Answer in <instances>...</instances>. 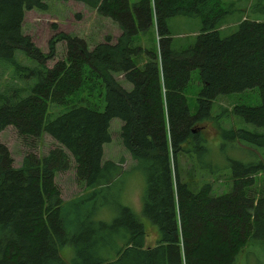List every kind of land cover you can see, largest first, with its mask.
Returning a JSON list of instances; mask_svg holds the SVG:
<instances>
[{
  "label": "trees",
  "instance_id": "trees-1",
  "mask_svg": "<svg viewBox=\"0 0 264 264\" xmlns=\"http://www.w3.org/2000/svg\"><path fill=\"white\" fill-rule=\"evenodd\" d=\"M47 1L0 0V133L12 126L58 145L14 167L0 143V264H236L246 247L264 257V193L253 191L264 174V19L255 16L264 0L228 34L227 0H74L112 20L120 36L90 50L60 33L45 54L23 21L27 11L46 12ZM176 17L201 22L183 45L168 26ZM152 30L155 44L142 46ZM59 40L65 59L49 68ZM194 71L201 87L192 113L186 92ZM248 92L259 105L213 113L217 99ZM112 119L121 121L129 171L145 178L140 216L118 194L100 202L128 171L103 159ZM68 156L85 189L65 202L55 177L70 168ZM221 174L231 188L217 196L209 178ZM148 227L153 247L145 244Z\"/></svg>",
  "mask_w": 264,
  "mask_h": 264
},
{
  "label": "rangeland",
  "instance_id": "rangeland-1",
  "mask_svg": "<svg viewBox=\"0 0 264 264\" xmlns=\"http://www.w3.org/2000/svg\"><path fill=\"white\" fill-rule=\"evenodd\" d=\"M258 1L227 0L223 4L227 16L223 19L221 32L224 34L231 33L235 30L238 22L253 17L249 9L253 3ZM47 4L48 10L46 12H38L36 10L25 12L23 21L24 34L29 36L36 47L45 54L49 51V41L55 39L60 33L83 39L90 50L96 45L104 43L107 37L110 38L112 44L115 43L121 34L120 29L112 20L99 16L96 10L89 8L83 2L74 0H49ZM255 16H260L264 19V14ZM168 26L172 32L174 43L183 45L199 33L201 22L196 18L176 17L169 20ZM139 40L144 47L153 46L156 41V35L152 30L147 36L141 37ZM65 56V43L59 40L55 43V57L47 63V66L51 68L57 61L64 60ZM18 59L20 62L25 63L21 56ZM200 87L198 71H194L186 92L192 113L196 111V99ZM126 88L129 89L130 86L127 85ZM259 101V95L256 92H248L241 96L237 94L219 98L213 104V113H217L221 108H226L230 111L239 102L249 105H259ZM206 126L210 133L208 134V139L212 142L215 130L211 128L213 126L211 123L206 124ZM120 127V120H111L109 128L110 140L103 146V159L113 161L119 164L123 171H128L124 173L116 187L100 199V202L107 204L111 200L116 199L118 194L120 198L122 197V204L134 214L140 216L142 197L145 190V178L138 170L129 171L134 165V161L120 143ZM0 143L8 149L14 167H19L23 158L28 154L42 157L51 149L58 147L57 143L46 134H43L39 138H25L20 136L12 126L7 127L0 133ZM68 157L70 160V168L65 172L58 173L55 177V185L60 192L61 198L65 202L81 196L85 189L84 183L78 180L76 176V167L73 159L70 156ZM181 163L184 168H187V161L184 157L181 158ZM209 180L213 184L214 195L220 196L230 192L231 180L229 175L221 174L215 178L211 177ZM255 181L254 193L257 195L264 193V174L257 175ZM148 232L149 236L145 244L146 247H153L155 245L154 231L148 227ZM236 264H264V257L258 250L246 247L242 250L240 256H238Z\"/></svg>",
  "mask_w": 264,
  "mask_h": 264
}]
</instances>
